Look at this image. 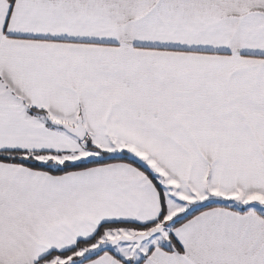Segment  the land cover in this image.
<instances>
[{"label": "snow or ice", "instance_id": "obj_1", "mask_svg": "<svg viewBox=\"0 0 264 264\" xmlns=\"http://www.w3.org/2000/svg\"><path fill=\"white\" fill-rule=\"evenodd\" d=\"M0 264H264V0H0Z\"/></svg>", "mask_w": 264, "mask_h": 264}]
</instances>
